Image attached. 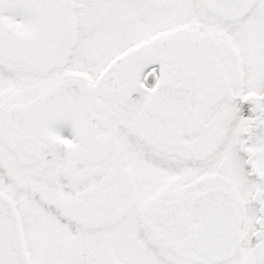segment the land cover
I'll use <instances>...</instances> for the list:
<instances>
[{"label":"snow or ice","instance_id":"1","mask_svg":"<svg viewBox=\"0 0 264 264\" xmlns=\"http://www.w3.org/2000/svg\"><path fill=\"white\" fill-rule=\"evenodd\" d=\"M0 264H264V0H0Z\"/></svg>","mask_w":264,"mask_h":264}]
</instances>
